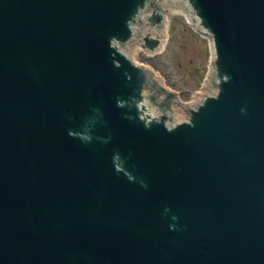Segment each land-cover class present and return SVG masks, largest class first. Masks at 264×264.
<instances>
[{
	"label": "water",
	"instance_id": "1",
	"mask_svg": "<svg viewBox=\"0 0 264 264\" xmlns=\"http://www.w3.org/2000/svg\"><path fill=\"white\" fill-rule=\"evenodd\" d=\"M166 1L0 0V264H264V0H173L212 40L194 108L128 57Z\"/></svg>",
	"mask_w": 264,
	"mask_h": 264
},
{
	"label": "rangeland",
	"instance_id": "2",
	"mask_svg": "<svg viewBox=\"0 0 264 264\" xmlns=\"http://www.w3.org/2000/svg\"><path fill=\"white\" fill-rule=\"evenodd\" d=\"M169 16L165 50L149 55L129 48L128 57L143 68L155 71L159 83L175 92L183 104H189L195 101L196 93L204 90L210 71L214 76L211 50L208 41L193 31L183 13L175 10Z\"/></svg>",
	"mask_w": 264,
	"mask_h": 264
},
{
	"label": "bare ground",
	"instance_id": "3",
	"mask_svg": "<svg viewBox=\"0 0 264 264\" xmlns=\"http://www.w3.org/2000/svg\"><path fill=\"white\" fill-rule=\"evenodd\" d=\"M170 3H171L170 0H167L166 2H164V4H166L165 6L168 12L164 13L165 10L163 11L162 13L163 22L160 24V28L152 30L153 37H157V36L163 37V45L159 46V48L153 53V55L161 54L166 48V45L168 42V24H169V17H170L169 14L175 10H177L179 13L188 14V11L187 10L184 11V9L181 6L179 5L170 6ZM149 31H150V27H146V29L144 30L140 38L135 41V45L130 44L129 48L132 49L133 52H144V53L152 54V53H149V51H147L146 48L142 47V41H144L145 36L149 34ZM211 78H212V74L208 76L206 84L209 85ZM199 97H200L199 93H196L195 99H198ZM176 112L177 113H174L175 116H180L182 114L179 108H176Z\"/></svg>",
	"mask_w": 264,
	"mask_h": 264
}]
</instances>
